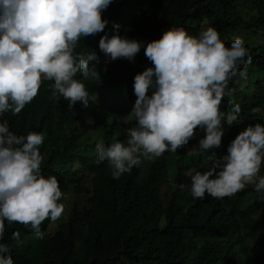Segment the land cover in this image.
Here are the masks:
<instances>
[{
  "label": "trees",
  "instance_id": "16d2710c",
  "mask_svg": "<svg viewBox=\"0 0 264 264\" xmlns=\"http://www.w3.org/2000/svg\"><path fill=\"white\" fill-rule=\"evenodd\" d=\"M102 18L109 21L105 30L81 38L74 54L99 60V40L105 32L112 35L114 26L142 47L134 61L122 58L123 68L107 59L95 68L99 76L77 75L89 92L87 107L82 102L69 107L53 82L43 80L19 114L0 116L17 135L43 133L42 175H54L60 189L76 196L64 222H42V239L21 223L5 221L0 243L8 246L14 264H264V237L253 245L248 238L264 231V202L253 186L219 199L208 194L193 199L189 187L190 175L226 155L240 131L264 125V0H112ZM174 27L194 36L213 27L226 47L242 38L251 62L240 65L245 76L230 80L232 95L220 105L231 112L238 104V118L225 126L219 149L195 147L204 135L197 130L188 145L115 179L107 162L98 160L96 144L126 142V130L136 122L120 121L130 116L137 98L134 76L153 66L144 48Z\"/></svg>",
  "mask_w": 264,
  "mask_h": 264
},
{
  "label": "clouds",
  "instance_id": "9594fccd",
  "mask_svg": "<svg viewBox=\"0 0 264 264\" xmlns=\"http://www.w3.org/2000/svg\"><path fill=\"white\" fill-rule=\"evenodd\" d=\"M111 3L0 0V116L5 112L19 114L37 96L43 80L53 82L51 87L69 107L77 102L87 107L89 92L78 74L99 76L95 68L107 59L114 66L119 58L134 61L142 43L122 37L118 26L111 29L112 35L105 32L100 38L99 60L92 54H74L81 38L105 30L109 21L102 13ZM144 54L153 66L134 76L137 98L130 115L135 126L126 130V142L96 144L98 160L107 162L115 179L145 160L188 145L197 130L204 135L195 147L201 152L219 149L225 126L236 121L240 112L238 104H233L231 112L221 110V102L232 95L230 80L238 74L245 76L240 65L251 62L242 38H235L226 47L213 27L195 36L183 27L169 28L158 40L147 43ZM93 59L94 67H90ZM43 142V133L17 135L7 120L0 121V237L7 221L23 224L42 239V222H55L64 211L57 178L41 173ZM262 166L264 125L249 124L230 142L226 155L207 170L190 175V194L193 199H203L205 194L219 199L252 185L257 200L264 202ZM0 264H14L4 243H0Z\"/></svg>",
  "mask_w": 264,
  "mask_h": 264
},
{
  "label": "rangeland",
  "instance_id": "374dc122",
  "mask_svg": "<svg viewBox=\"0 0 264 264\" xmlns=\"http://www.w3.org/2000/svg\"><path fill=\"white\" fill-rule=\"evenodd\" d=\"M206 29V28H205ZM103 56V55H101ZM114 60H112L111 62H113ZM116 65L119 68H123L126 66V64L122 61V58L116 59L115 60ZM121 120H124L128 123H134L135 118L134 116L130 115L128 117H123L121 118ZM225 133H227V129L225 130ZM151 160H145L140 166H142V168H145L146 165L150 162ZM263 167V166H262ZM261 172H262V168H261ZM261 175H264L262 173H260ZM63 195L61 197L60 203H63L64 205V211L61 215L60 218L57 219L58 222H64V219L68 216L70 210L73 208V204L75 202L76 196L73 194V192H68L65 189H61ZM236 199H241L239 196H235ZM247 203V201H245ZM262 237H264V231L259 233L258 235L251 237L248 236L249 240L251 241L252 245L255 244L256 242H258ZM263 254H264V250H263Z\"/></svg>",
  "mask_w": 264,
  "mask_h": 264
}]
</instances>
